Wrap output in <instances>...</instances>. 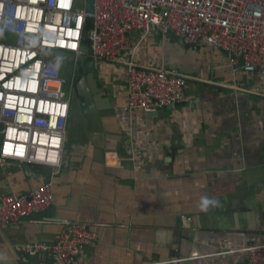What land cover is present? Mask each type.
<instances>
[{
  "label": "crops",
  "instance_id": "crops-1",
  "mask_svg": "<svg viewBox=\"0 0 264 264\" xmlns=\"http://www.w3.org/2000/svg\"><path fill=\"white\" fill-rule=\"evenodd\" d=\"M134 61L186 76L189 101L154 115L129 111L124 67L95 65L106 106L97 109L88 91L84 104L73 89L52 205L0 228V264L20 259V245L54 243L66 221L97 237L77 264H245L247 239L264 246V79L156 31ZM72 63H59L67 79ZM80 73L77 62L76 82ZM49 175L0 163V194L24 196Z\"/></svg>",
  "mask_w": 264,
  "mask_h": 264
},
{
  "label": "built area",
  "instance_id": "built-area-1",
  "mask_svg": "<svg viewBox=\"0 0 264 264\" xmlns=\"http://www.w3.org/2000/svg\"><path fill=\"white\" fill-rule=\"evenodd\" d=\"M0 0V163L35 165L49 179L24 196L0 194V228L50 209L53 179L61 167L69 104L77 78V57L88 41L94 65L124 67L127 107L154 115L162 107L187 103V77L134 61L153 31L184 45L226 55L234 68L264 79V0ZM91 28L84 36L86 23ZM138 35L134 42L132 36ZM52 52L73 55L71 78L52 61ZM240 64H243L240 67ZM68 90L67 93L65 90ZM97 240L82 223L62 222L52 244L16 247L24 263L77 264L82 249ZM245 264H264V246L245 241Z\"/></svg>",
  "mask_w": 264,
  "mask_h": 264
},
{
  "label": "water",
  "instance_id": "water-1",
  "mask_svg": "<svg viewBox=\"0 0 264 264\" xmlns=\"http://www.w3.org/2000/svg\"><path fill=\"white\" fill-rule=\"evenodd\" d=\"M173 37V36H172ZM175 38V37H174ZM176 39V38H175ZM177 42L184 46V44L179 40L176 39ZM185 47H189L188 45H185ZM80 53L82 55H79L77 57V62L79 63V67L81 69L80 77L75 82L74 88L77 90L79 97L83 101L84 104L89 102L88 99V92H90L92 95H94L95 102H96V108L97 109H103V107L106 106L104 99L102 98V90L97 87L96 80L94 77V62L89 55L88 50V41L86 39H83V46L80 48ZM243 64H240V67H242ZM24 264L21 259H17L16 261H8L5 262V264Z\"/></svg>",
  "mask_w": 264,
  "mask_h": 264
},
{
  "label": "rangeland",
  "instance_id": "rangeland-1",
  "mask_svg": "<svg viewBox=\"0 0 264 264\" xmlns=\"http://www.w3.org/2000/svg\"><path fill=\"white\" fill-rule=\"evenodd\" d=\"M91 1L92 0H88V4H87V8H89L88 9V11H90L91 9H90V4H91ZM51 55L57 60V61H55V62H58V63H62V61L63 60H65V61H70V60H72V58H73V56L71 55V54H67V53H61V52H52L51 53ZM57 56H58V58H57ZM53 61V60H52ZM71 68H70V66H69V68H68V73H66V72H64V74H71ZM66 91V93H67V89L65 90Z\"/></svg>",
  "mask_w": 264,
  "mask_h": 264
},
{
  "label": "trees",
  "instance_id": "trees-1",
  "mask_svg": "<svg viewBox=\"0 0 264 264\" xmlns=\"http://www.w3.org/2000/svg\"><path fill=\"white\" fill-rule=\"evenodd\" d=\"M91 28V21H88L87 23H86V27H85V33H84V36L85 37H87V32H88V30Z\"/></svg>",
  "mask_w": 264,
  "mask_h": 264
},
{
  "label": "clouds",
  "instance_id": "clouds-1",
  "mask_svg": "<svg viewBox=\"0 0 264 264\" xmlns=\"http://www.w3.org/2000/svg\"><path fill=\"white\" fill-rule=\"evenodd\" d=\"M206 204H207V202H205V206H204V208L202 210H206Z\"/></svg>",
  "mask_w": 264,
  "mask_h": 264
}]
</instances>
